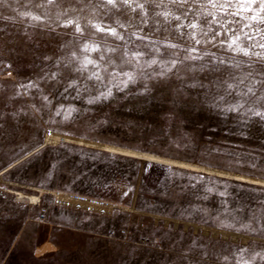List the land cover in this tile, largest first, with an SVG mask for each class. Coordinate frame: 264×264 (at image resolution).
I'll return each instance as SVG.
<instances>
[{
	"label": "rangeland",
	"instance_id": "rangeland-1",
	"mask_svg": "<svg viewBox=\"0 0 264 264\" xmlns=\"http://www.w3.org/2000/svg\"><path fill=\"white\" fill-rule=\"evenodd\" d=\"M250 179L264 0H0V264H264Z\"/></svg>",
	"mask_w": 264,
	"mask_h": 264
},
{
	"label": "bare ground",
	"instance_id": "bare-ground-1",
	"mask_svg": "<svg viewBox=\"0 0 264 264\" xmlns=\"http://www.w3.org/2000/svg\"><path fill=\"white\" fill-rule=\"evenodd\" d=\"M64 138H68V137H66L64 135H60V134H55V133H52V132H47L45 134V137H44V144L51 143V142H56L57 140L64 139ZM72 138H71V140H72ZM73 140H74V138H73ZM76 140L84 142V143H87V144H95V143H92V142L84 140V139H77L76 138ZM113 148H117V147H113ZM118 149H120V148H118ZM120 150H125V149H120ZM125 151L132 152V154H135L136 156H138L139 158H142V159H145V158L161 159L162 158L160 156H156V155L149 154V153H146V152H141V151H131V150H125ZM162 159H164V158H162ZM181 164H183V163H181ZM185 166L198 167V166H195L193 164H187V163L185 164ZM204 168L206 170L210 171V172H213V173H218V174H223V175H227V176H233V177L242 178L240 175L233 174V173L228 172V171L215 169V168H207V167H204ZM250 181L264 184V179H250ZM15 194H16L17 198H19V199H26V200H29L30 202H34V203H37L39 201V197L35 196L33 194H25V193H22V192H16ZM56 199L59 202H61V203H66V202L75 203L76 202L75 198H74V195H72V194L69 195V194L60 193V192L56 193ZM90 203L92 204V207L95 208L96 210L104 209L106 211H109L113 206L118 207L117 204L109 203V202L101 203V204L99 202H96V203L95 202H90ZM84 205H87V204H84ZM230 235L232 237H236L237 236V234L234 233V232L230 233Z\"/></svg>",
	"mask_w": 264,
	"mask_h": 264
},
{
	"label": "built area",
	"instance_id": "built-area-1",
	"mask_svg": "<svg viewBox=\"0 0 264 264\" xmlns=\"http://www.w3.org/2000/svg\"><path fill=\"white\" fill-rule=\"evenodd\" d=\"M74 195V198H75V203H69V202H66L64 204L66 205H70V206H73L75 208H82V209H86V210H89V211H96L98 213H105V214H109L111 213V211L115 208V206H113L109 211H106L104 209H98L96 210L95 208L92 207V204L90 202H99L100 204L101 203H107L106 201H103V200H100V199H97V198H93V197H89V196H84V195H81V194H72ZM56 199V197H55ZM57 202H59L57 199H56ZM39 201L36 203L38 204ZM84 204H87V205H84Z\"/></svg>",
	"mask_w": 264,
	"mask_h": 264
},
{
	"label": "snow or ice",
	"instance_id": "snow-or-ice-1",
	"mask_svg": "<svg viewBox=\"0 0 264 264\" xmlns=\"http://www.w3.org/2000/svg\"><path fill=\"white\" fill-rule=\"evenodd\" d=\"M109 2L111 3L112 2V0H109ZM79 30V29H78ZM233 43H235V41L233 42ZM86 50H87V48H86ZM87 63H92V61H87Z\"/></svg>",
	"mask_w": 264,
	"mask_h": 264
},
{
	"label": "water",
	"instance_id": "water-1",
	"mask_svg": "<svg viewBox=\"0 0 264 264\" xmlns=\"http://www.w3.org/2000/svg\"><path fill=\"white\" fill-rule=\"evenodd\" d=\"M43 144H44V142L42 144H40L37 148H40Z\"/></svg>",
	"mask_w": 264,
	"mask_h": 264
}]
</instances>
